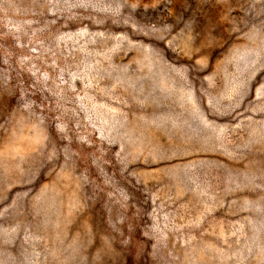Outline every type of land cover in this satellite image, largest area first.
<instances>
[{
  "label": "rangeland",
  "instance_id": "1",
  "mask_svg": "<svg viewBox=\"0 0 264 264\" xmlns=\"http://www.w3.org/2000/svg\"><path fill=\"white\" fill-rule=\"evenodd\" d=\"M0 264H264V0H0Z\"/></svg>",
  "mask_w": 264,
  "mask_h": 264
}]
</instances>
